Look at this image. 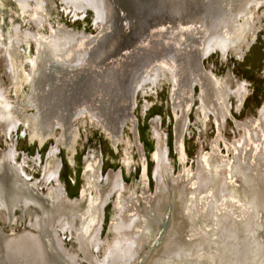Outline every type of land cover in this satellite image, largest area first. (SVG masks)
<instances>
[{
	"label": "rangeland",
	"instance_id": "rangeland-1",
	"mask_svg": "<svg viewBox=\"0 0 264 264\" xmlns=\"http://www.w3.org/2000/svg\"><path fill=\"white\" fill-rule=\"evenodd\" d=\"M98 1L105 11L103 20H97L93 8L78 10L68 0H0V97L9 106V114L0 117L3 199L8 205L15 191L12 182L19 180L13 167L20 169V179L27 187L52 204L55 192L63 190L76 203L70 207L62 205L58 216L62 219L55 222V233L63 250L74 256L76 264L109 261L106 252L115 238L113 226L120 221L119 217L129 220L135 216L143 220L146 233H141L144 237L140 249L130 264H147L150 249L159 237L153 206L158 204L163 211V204L170 202L173 226L169 228L164 246L153 256V264H221L223 250L225 252L222 243L234 244L240 233L249 244L261 238L257 232L249 233L243 222L248 211L246 202L243 203L247 185L240 171H232V164L236 165V155L243 152L240 145L246 134L241 125L250 121L260 124V112L264 109V0H253L250 22L238 16L240 12H248L249 0H235L236 3L231 4V24L221 30V35H217L220 37L214 36L216 38L206 45L201 60L204 71L227 90L228 109L222 106L220 109L218 105L213 110L207 100L202 99L199 84L188 92L191 103L183 98L185 80L179 69L181 42L187 26L182 17L160 16L159 10L165 5L160 4L163 0H157L151 8L149 28L143 38L132 50L115 57L110 66L115 68L112 73L115 85L110 98L120 95L121 82L125 81L127 100H132L128 117L123 118L119 131L118 126L113 128V133L104 125L91 109L90 100L84 98L85 91L81 92L78 87L68 89L69 96L63 98L64 103L69 101L70 108L74 102L78 104L71 124L70 110L66 109L64 118L49 120L45 125L43 105L52 96L49 89L42 100L37 95L43 76L57 78L59 74L64 83L71 82L72 76L61 72L74 68L79 72L86 64L87 53L111 33L118 21L119 11L112 1ZM190 29L192 33L199 30ZM200 30L203 29L200 27ZM70 34L75 35V44L68 43ZM205 35V31L197 34L200 48ZM223 49H226L225 55ZM98 73L85 89L97 91V84L101 83ZM239 86L246 94L241 106L232 93ZM132 89L135 91L131 98L128 93ZM40 94L42 98L43 93ZM92 97H96V93ZM178 126L183 129L177 143ZM212 163H218L217 170L224 171L231 202L225 203L223 199L218 203L220 208L217 205L210 211L216 187L199 189V179L202 168L206 173L213 170ZM160 165L164 172L160 174L159 184L155 171ZM211 179L214 183L215 177ZM171 182L174 183L172 198L170 192L167 193ZM161 188L164 191L159 198ZM100 205H103V218L99 245L95 248L87 244L83 248L80 241L97 225L96 215L91 219V211H97ZM234 205H243L242 210L238 211ZM180 206L182 214L178 212ZM259 208L262 207L256 210ZM28 209L18 206L10 216L6 207H0V244L4 237L13 234L29 237L39 234L34 222L40 210L33 205ZM225 211L235 213L230 228L221 225ZM86 218L90 226L87 233L82 228ZM65 221L71 225L64 227ZM261 221L258 215L260 231L263 230ZM138 226L142 229L140 224ZM232 227H236L235 237L227 243L225 233L232 232L229 231ZM187 236L189 241L192 238L204 241L199 243V255L194 260L190 258L191 249L178 243ZM5 240H15V237ZM259 243H264V236Z\"/></svg>",
	"mask_w": 264,
	"mask_h": 264
},
{
	"label": "bare ground",
	"instance_id": "bare-ground-1",
	"mask_svg": "<svg viewBox=\"0 0 264 264\" xmlns=\"http://www.w3.org/2000/svg\"><path fill=\"white\" fill-rule=\"evenodd\" d=\"M68 1L78 10L79 9L83 10L86 7L93 8L97 12V20H103L105 11L98 0H68ZM111 1L114 4V7L119 11L118 21L116 20V23L112 26L111 33L104 36L103 39H101L96 46H93L91 53L90 51L87 53L86 64L83 68H80L79 72L75 68L72 71L68 70L61 72L62 74L68 72L70 76H72L70 77L71 82L64 83L61 77L59 76V74H57V78L55 76L54 78L50 76H43L41 87L43 86V84H45L44 90L45 91L47 89H49L48 91L51 90L50 96H52V98L48 100L47 104L45 102V107H44L45 109H43L44 114L47 115V119H46L47 124H49L50 122L59 121V118L61 119L64 118V112L66 111V109L70 110V112H68V117L70 118V121L74 117L75 113L78 111L77 109L78 104L74 102V106L70 108V106L68 107V105L70 104L69 101L67 103L63 102V98L66 95L69 96L68 89L72 87L81 88V92L85 91L84 98L90 100V103L92 105L91 109L94 110L95 115H98V117L101 118V120L103 121L104 125L113 133H115V130L113 128L118 126V131H119L122 122L124 121L123 118L128 117L129 104L132 100H127L126 97L127 93L125 89L126 86L124 85L125 81L122 82L120 81L121 90L119 96H117L115 92L113 94V96L116 95L114 98H110L109 96V94L114 91L113 87L115 85V79H114L115 75L112 74L115 71V68L114 66L112 68L110 66H112L111 63L113 62L115 57L121 55L125 51L127 52L129 50H132L143 38L144 32L147 30V28H149V17L152 12L151 8L154 4V1L155 2L158 1L157 0H111ZM162 3L165 6H163L162 9H160L161 11L158 9L160 16L161 14H163L162 16L165 19L166 18L170 19L171 17L172 18L182 17L183 18L182 20H184L183 22L184 26L185 25L187 26L184 29V36H183L184 38L182 39L181 42L182 54L180 59L181 67L179 69L181 71L183 79L185 80V84L183 85V90L186 89L185 90L186 93L183 98H186V101L191 103L192 99L189 98L188 92H191V89H193L195 84H199L202 90L201 97L204 101L207 100V102L211 105V107L217 104L216 106L219 105L220 109L221 106L223 109L224 108L226 109L225 103H226V99L229 97L227 90H225L222 87L221 83H219L216 79L212 78L208 73L204 71V69L201 66V60L202 57L205 56L206 45L208 43H211L212 40L216 38L214 36H217L218 34L221 35L220 33L221 30L227 28L226 26L228 24H231V19H232L231 13L233 9V6L231 5V0H163L161 1L160 4ZM246 7L248 12H240L238 16L242 18L246 17L247 20L250 22L251 19L249 17L250 16L249 10L251 7L249 3L246 5ZM102 12L103 14L101 15ZM191 27H195L196 29L199 30L198 31L196 30V32L192 33L191 31L193 29H190ZM200 27L203 30H200ZM204 31L206 35H205V39L201 41L202 48H200L198 45L199 39L197 37V34ZM222 33H224V31ZM191 34L194 35L192 37H194L195 39L191 37ZM74 36H75L74 34L67 35L68 43L76 42ZM225 51L226 49H223L222 51L223 55H225ZM200 52L201 54L199 55ZM97 72H99L98 74L100 75L101 83L97 84L96 87L97 91L95 92L96 97H92L95 93L88 88L85 89L84 86L87 83H89L92 79L96 78ZM125 76L128 77V72L126 71H125ZM46 77L51 78V79L48 78L50 82L48 81V79H45ZM105 81H109L108 84H106ZM80 82L81 85H78ZM215 84L218 86V88L216 87ZM56 87L58 88L61 87L60 88L61 90L58 89L55 92L54 90L56 89ZM134 91L135 90L132 89V91L128 93V95L129 94L131 95V98ZM232 93L238 99L239 106H241L242 102L246 97V94L244 93V88L242 86H239L238 89L232 91ZM80 100L81 98L78 100V102H80ZM204 111L208 113L206 109H204ZM6 114H9V106L2 99V97H0V117L2 118ZM260 117H261V123L258 125L255 124V126H257L262 131H264V109L260 112ZM49 120L51 121L49 122ZM14 123L15 122L13 121V125ZM182 129L183 128H181V126L177 127V136H176L177 143L181 140ZM262 137L263 135L262 133H260L258 136L259 142H262ZM254 144L255 143H253V145ZM260 147L262 152H260V155L255 154V160L259 161L262 168L264 169V160H263L264 144L260 145ZM236 156L238 157L237 162L236 165L232 164V171L233 172L240 171L243 177L245 176V181L247 185V190H246L247 192H245L244 194L243 203L245 204L246 202V207L248 208L247 209L248 211L246 212V215L243 217V222L248 228L249 233L255 235V233L257 232L258 238L261 237L260 239L262 240V237L264 236V207H263L264 192L263 193L261 192V190H264V187H262V175H261L263 173L262 168L261 167L256 168L255 166L249 164V160H251L250 154L249 156H246L248 159V163L243 162V158L245 157L244 153L238 154ZM217 165L218 163H212L213 170L211 172L210 170H208V173H206L205 169L203 168L200 171L199 189H205L209 187L214 188V186L216 187L213 190L212 202L209 208L210 211H212L213 208L217 207V205L220 208V204L218 203L223 199L225 200L224 201L225 203H228L229 201L231 202V199L228 195L227 185L225 183L224 171L217 170L218 167ZM161 170L162 169L160 165L157 167V170L155 172V176L159 180V184L161 181L160 179V173H162ZM212 177H215L214 183H212L213 181L211 179ZM170 186L172 187V192H170V197L172 198L174 191L173 182L170 183ZM161 191H162L160 193L161 196H159V198H162L163 196L162 194L164 190L162 188ZM1 192L2 191L0 188V195ZM170 204H171L170 202L169 204L166 203L163 204L162 208H164L165 206V209L163 211L159 209L160 205L156 204L153 206V211H154L153 215L156 218V223L158 228L157 233L159 234V237L157 241L153 243L150 249V254L148 256L147 264L154 263L152 262L153 256L157 253V251H159L164 246L165 241L168 237L167 235L169 228L170 226L171 227L173 226L174 220H171L170 218L173 209L171 208ZM234 207H237V210L239 211V209L242 210L243 205L242 206L234 205ZM257 207H262V208L261 209L259 208L257 211L256 210ZM156 208H158L157 211H155ZM180 208L181 206L179 207V209ZM178 212L180 214L184 213L182 208ZM261 213L263 214V216ZM180 214L179 216H183ZM258 215L262 217V221L260 223L263 230L261 231L259 230V227L257 225ZM233 216L235 218V213L234 215H232L231 213L225 211L224 215L220 219L221 225L222 226L225 225L230 228L229 224L234 223ZM180 219L181 222L185 224L182 217ZM119 220L120 221L117 222L115 221L116 223L113 226L114 230H112L115 233V238L114 240H112L113 242L111 243L109 249L106 252V258L109 259V261L104 260V262H102L101 264H130L135 259L134 257H136L135 255L138 253V250L140 249V245L144 237L143 235H141V233H146V228L143 225L142 229L141 228L138 229L139 228L138 225L140 224L139 216H135L134 218H131L129 220H126L124 218L120 219L119 217ZM229 231L232 232H229L228 234L227 232L225 233V236H228L226 239L227 243L232 242V240L234 239L236 233V227H232ZM217 234H219V232ZM225 236L224 237L219 236V238L224 239ZM28 237L29 236L24 235L18 240H9V241L12 243L13 248L17 247L20 250L27 249L29 247H32V245L29 246L27 243H24V241H29L32 242L33 244H36L33 238L29 239ZM37 238L40 240L39 243L40 247L44 245L47 241L46 235L42 234V231H39V234H37ZM192 239H193L192 241H189L187 236L182 238L181 239L182 241L180 240L178 243H181L185 249L188 247L189 249H191L190 258L194 260L196 259L197 255H199V249H200L199 243H203L204 241L201 242L195 238ZM260 239H255L254 241L251 242L252 244H249L247 243V240L244 239V237H242L240 233L238 240H236L234 244L225 245L222 243L221 248L224 247L223 249H225V252L223 250L224 259L221 264H229L230 262L231 264H264V243L263 244L259 243ZM40 247L33 246L32 248L38 249ZM57 249L60 250V247H58ZM110 250L111 252L109 254ZM36 253H38V251ZM42 253L46 254V249ZM259 258H261V260L258 261ZM93 264H96V262ZM155 264H157V262Z\"/></svg>",
	"mask_w": 264,
	"mask_h": 264
},
{
	"label": "flooded vegetation",
	"instance_id": "flooded-vegetation-1",
	"mask_svg": "<svg viewBox=\"0 0 264 264\" xmlns=\"http://www.w3.org/2000/svg\"><path fill=\"white\" fill-rule=\"evenodd\" d=\"M235 3H236L235 0H231V4H235ZM248 3L251 7L249 10V12H250L252 9V6H253V0H249ZM44 86H45V84H43L42 88L37 91V93H38L37 95H38V97H40L41 100L43 99V96L46 95L45 94L46 92L44 90ZM56 90H57V88L54 91H56ZM40 92L43 93L42 98H41ZM44 100L47 101L46 98ZM225 104L227 105V103H225ZM216 105L212 106V108L214 107L213 110L217 109L218 106H216ZM43 106L45 107V103ZM226 109H228L227 106H226ZM227 112H228V110H227ZM76 113L74 116H76ZM42 115H43V112H42ZM46 119H47V115L44 114L43 124L45 123V125L47 124V121H45ZM72 119H71V121H69L70 124L72 122ZM216 119L219 122L218 115H216ZM238 124L239 123L237 122V125ZM249 126H251V127H249ZM241 127H243L242 129L244 130V132L246 134V137L244 138L243 145H240V149L242 147H244V148H242L243 152H241V153H244V155H245V157L243 158V162L248 163V159L246 156H249V154H250L251 160H249V164L255 166L256 168H258V167L262 168L259 161L255 160V154L260 155V152H262L260 145L264 144V131H262L260 128L255 126L254 121H250L249 124H247V123L243 124V125H241ZM260 133H262V135H263L262 142H259V140H258V136ZM253 136H255V137H253ZM254 138H256V139H254ZM253 143H255V144L253 145ZM246 149H248V151ZM244 159H245V161H244ZM263 160H264V153H263ZM13 168L15 169V171H17V173H18L17 175L19 177V180L15 181V182L11 181L13 186H15V191L14 192L12 191V195H11L10 202L8 205L4 201L3 195L1 192L0 207H6L8 209L10 216H12L14 209L18 206L21 207L22 209H23V207H26V209H28V207H30L32 205L34 207H37L40 210V214H37L36 218L34 217L35 218L34 225L37 226L39 231H42V234L46 235L47 241L44 245H42L40 247L39 246L40 240L37 238V234H35L33 237H28V238L29 239L33 238L36 244H33L32 242H29V241H24V243H27L29 246L32 245V247L34 246V247H40V248L37 249V248L29 247L27 249L20 250L17 247L13 248L12 243L10 241L5 240V238L15 237V240H18L24 235L21 236V235H14L13 234L11 236L4 237L2 239V243L0 244V246H1V249H0L1 264H44V262L46 260L47 261L45 262V264H76L75 263L76 260H75L74 256L69 254V253H66V251L63 250V248L60 245V242L57 239V235L55 233V231H56L55 230V222H58L60 219H62V217L58 219L59 210L62 207V205H66V206L70 207L73 204L75 205L76 202L73 201L72 199H70L67 195H65L63 190H61V189L56 191L55 194L53 193L54 194L53 196L55 197V198L53 197L54 198L53 199L54 204H52V202H48L47 200H45V198H42V196L38 195L34 191L33 188L27 187V185L23 183V181L20 179V170L18 169V167L17 168L13 167ZM162 172H164V171H162ZM262 172H263L261 174L262 175V187H264V169L263 168H262ZM117 178H120V176H118ZM169 192H172L171 186H169L167 189V193H169ZM102 210H103V205H100L97 211L96 210L93 212L91 211L92 216H93V218H91V219L94 220V217L96 215L95 221H96L97 225H96L95 229L93 230V232L88 237L82 238V240L80 241L81 247L84 248V247H86L87 244H88V247H90V246H93L95 248L98 247V245H99V232H100V227H101V221L103 218ZM139 219H140V226L142 227L144 225L142 222L143 220L140 217H139ZM83 220L84 221H83L82 225L85 227H82V228L83 229L85 228L84 230L86 233L88 231L90 232V226L87 225V222H88L87 218L83 219ZM66 222L67 221L63 222L64 227L69 226V224H70V222H67V223ZM17 243H18V241H17ZM58 247H60V250L57 249ZM45 249H46V254L42 253L45 251ZM37 251H38V253H36ZM110 252H111V250L109 251V254H110ZM107 257H108V255H107ZM102 262H104V260ZM102 262L101 261L96 262V264H101ZM93 263H94V261H93Z\"/></svg>",
	"mask_w": 264,
	"mask_h": 264
}]
</instances>
